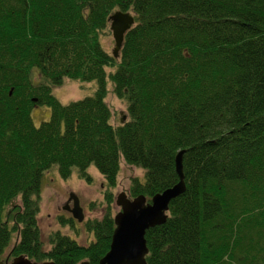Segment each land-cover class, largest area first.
Listing matches in <instances>:
<instances>
[{"label":"trees","instance_id":"1","mask_svg":"<svg viewBox=\"0 0 264 264\" xmlns=\"http://www.w3.org/2000/svg\"><path fill=\"white\" fill-rule=\"evenodd\" d=\"M114 10L134 20L117 57L100 41ZM65 79L90 93L61 102ZM108 92L126 102L116 125ZM179 150L184 190L145 230V263L264 264V0H0V259L96 264L120 161L143 170L127 196L149 200L177 181ZM89 165L105 184L91 239L55 230L44 249L42 174L89 182Z\"/></svg>","mask_w":264,"mask_h":264},{"label":"rangeland","instance_id":"2","mask_svg":"<svg viewBox=\"0 0 264 264\" xmlns=\"http://www.w3.org/2000/svg\"><path fill=\"white\" fill-rule=\"evenodd\" d=\"M100 41L104 49L110 52L113 41L110 31L106 27L100 36ZM87 90H84V88ZM110 84L107 83L109 88ZM91 91L90 84L79 85L65 79L59 86L53 89L54 95L61 102H68L77 99ZM110 111L111 122L116 125L119 123L120 117L126 119V102L123 99L116 97L111 92H108L105 98ZM31 119L34 125H38L40 121L46 120L49 117V110L44 106L36 107L31 111ZM87 172L90 175V180L84 181L77 177L76 170L73 169L70 176L61 178L54 167L48 169L42 174L41 187L39 191V210L36 214L37 225L39 228L40 240L44 249L49 247L47 236L58 230L62 234H66L80 244L87 243L91 239V234L83 229V221L89 218L100 217L103 212L104 203L102 202V191L105 185L103 178L98 173L93 165H89ZM143 170L141 168L125 164L120 161L119 171L117 174L116 185L111 189L113 197L115 194L123 191L127 193L129 180L132 177L141 179ZM73 194L78 198L79 206L82 210L81 222L74 221L76 231L73 233L69 226L62 225L58 222V216L69 218L70 214L62 209V204L69 194ZM117 211V207L112 205V214ZM113 216V215H112ZM14 238L12 239V241ZM8 248L4 251L5 255Z\"/></svg>","mask_w":264,"mask_h":264},{"label":"water","instance_id":"3","mask_svg":"<svg viewBox=\"0 0 264 264\" xmlns=\"http://www.w3.org/2000/svg\"><path fill=\"white\" fill-rule=\"evenodd\" d=\"M107 21L113 41L110 53L113 57H117L123 35L133 24V16L127 11L114 10L108 15ZM119 121L122 122L123 117H120ZM181 153L182 150H179L174 155L177 181L160 192L154 193L149 200H146L142 194L132 198H129L123 191L115 194L113 204L117 207V211L112 216L113 229L108 248L96 264H146L144 258L147 253L145 230L165 221L169 201L184 190ZM68 201H71L69 211L72 218L81 221L82 210L78 198L70 193ZM11 264H54V262L37 263L18 255L12 259ZM79 264H88V262L82 260Z\"/></svg>","mask_w":264,"mask_h":264},{"label":"flooded vegetation","instance_id":"4","mask_svg":"<svg viewBox=\"0 0 264 264\" xmlns=\"http://www.w3.org/2000/svg\"><path fill=\"white\" fill-rule=\"evenodd\" d=\"M63 206H64V208H63ZM62 209H64V210H66L67 212H69V214H70V216H69V218H71L72 219V222H71V224H69V223H64V224H62V225H66V226H69L70 227V229H71V231L73 232V233H75V231H76V224H74V221H76V222H81V221H77L76 219H74V218H72V216H71V213H70V211H69V209L71 208V201H68V196H67V198H66V200L64 201V203L62 204ZM16 256H18V255H16ZM16 256H10L9 255V253H8V251H7V253L5 254V255H2V257H1V259H0V264H11V262H12V259L14 258V257H16ZM21 256H24V255H21ZM25 258H27L28 260H30V261H32V262H42V261H35V260H32V259H30V258H28V257H26V256H24ZM43 261H51V260H43ZM82 261V260H81ZM86 261V260H85ZM53 262V261H52ZM55 264V263H54ZM79 264V263H78ZM89 264V263H88Z\"/></svg>","mask_w":264,"mask_h":264}]
</instances>
